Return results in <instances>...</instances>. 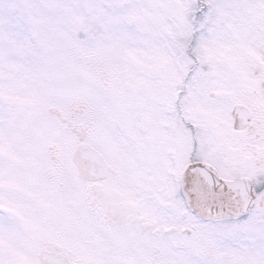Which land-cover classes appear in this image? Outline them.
<instances>
[{"label": "snow or ice", "instance_id": "obj_1", "mask_svg": "<svg viewBox=\"0 0 264 264\" xmlns=\"http://www.w3.org/2000/svg\"><path fill=\"white\" fill-rule=\"evenodd\" d=\"M0 264H264V0H0Z\"/></svg>", "mask_w": 264, "mask_h": 264}]
</instances>
